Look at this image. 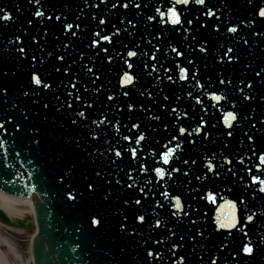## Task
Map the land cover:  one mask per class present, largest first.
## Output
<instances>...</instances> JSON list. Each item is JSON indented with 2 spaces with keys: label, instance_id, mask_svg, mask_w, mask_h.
Masks as SVG:
<instances>
[{
  "label": "water",
  "instance_id": "water-1",
  "mask_svg": "<svg viewBox=\"0 0 264 264\" xmlns=\"http://www.w3.org/2000/svg\"><path fill=\"white\" fill-rule=\"evenodd\" d=\"M172 7L179 24L168 14ZM261 8L264 0H0V68L9 71L0 77V191L33 199L25 200L36 211L34 264H180L181 257L183 264H264V192L253 183L254 176L264 180ZM36 10L45 16H34ZM247 94L253 98L245 100ZM172 168L179 171L169 177ZM173 197H180L179 210ZM234 218L233 227H220ZM12 220L0 208L3 223L35 226ZM245 245L251 254L243 253Z\"/></svg>",
  "mask_w": 264,
  "mask_h": 264
},
{
  "label": "snow or ice",
  "instance_id": "snow-or-ice-1",
  "mask_svg": "<svg viewBox=\"0 0 264 264\" xmlns=\"http://www.w3.org/2000/svg\"><path fill=\"white\" fill-rule=\"evenodd\" d=\"M36 2L39 3L40 0H36ZM189 2H190V0H176V3H177V4H179V3H183L184 5H188ZM192 2H193L194 4H196V5H204V4H205V0H192ZM115 6H116V5L114 4L113 7H115ZM127 6H128L127 4L124 5V7H127ZM157 11L159 12V15H160L161 17H163V16L165 15V13L162 12V11H160L159 9H157ZM168 14L173 18V19H172V22H173V23H176V24L181 23L180 18H179V14H178V12L176 11L175 7L169 8V9H168ZM207 15H208V16H213L214 13L211 11V9H209L208 12H207ZM258 15H259L260 17L264 18V8L259 9ZM34 16H36V17H38V18H43V17L45 16V13L42 12V11L36 10V11L34 12ZM3 19H6V20H7V19H10V17L7 16V15H5V16H3ZM47 19L51 20V19H52V15H48ZM55 19H56V20H60L61 17H60L59 15H57V16L55 17ZM150 19H152V18L150 17ZM29 23H31V21H30ZM100 23L103 24L104 21L101 20ZM187 23H188V24H191L192 21L189 20V21H187ZM77 27H79V26L77 25ZM66 28L71 29V28H72V25H67ZM186 30H187V29H186ZM228 30H229L230 32H233V33H235V32L237 31V29H236L235 27L229 28ZM72 34L75 35L76 33L73 32ZM17 39L19 40V37H17ZM33 39L35 40V37H34ZM103 39H104L105 41H110L111 37H109V36H104ZM96 43H97V41H95V40L92 41V45H93V46H95ZM245 43H247V42H245ZM64 47L67 48L68 45L65 44ZM17 51L20 52V53H24V52H25V49H24V47L21 46V47H19V48L17 49ZM105 51H107V49H105ZM172 51L176 52V54H177L178 56H179V55H182V53L179 52V51H178L177 49H175V48H173ZM200 51H206V48H205V47H201V48H200ZM232 52H233V49L229 48V49H227L226 53L224 54L225 56H228V62H231V61H232V57L229 55V54L232 53ZM51 55H52V54L49 53V56H51ZM127 55H128L129 57H134V56L137 55V53L134 52V51H129V52L127 53ZM153 58H154V57H153ZM56 59H58V60H60V61H63V60L65 59V57H64L63 55H57ZM110 59H111V58H109V60H110ZM237 59H238V57H237ZM32 60L35 61V60H36V57L33 56V57H32ZM126 63H127V62H126ZM131 67H132V65H131L130 63H128V68H131ZM55 71L59 72V71H60V68H56ZM68 71H69L68 68H65V69H64V72H65V73H67ZM89 71H92V69H89ZM186 71H187V70L184 69V68H181V69H180V73H181V75H182V78H183V74H184ZM8 75H9V71H8V70H4V69L0 68V77H7ZM261 75H262V73H261L260 71H257V72L255 73V76H256V77H261ZM95 79H99V76H96ZM168 79L171 80L172 77L169 76ZM31 80H32L33 83H35V84H37V85H39V84L41 83V80L39 79V77H38L35 73L32 74V76H31ZM123 80H124L125 83L130 84V83L133 82L134 77H133V75L130 74V73H125L124 76H123ZM224 82H225L224 80H220V83H221V84H223ZM229 83H231V81H229ZM43 87H44L45 89H48V88L51 87V85H49L48 83H44V84H43ZM73 87H75V85H73ZM247 87H248L249 89H252V88H253V84H252L251 82H249V83L247 84ZM0 88H2V86H0ZM6 91H7V89H3V92H6ZM0 94H2V93H0ZM22 95L25 96V97H27V96L29 95V92H28V91H24V92L22 93ZM125 95H127V93H125ZM150 95H151V94L149 93V96H150ZM212 98L215 99V100H217V101H220V100L222 99L221 96L216 95L215 93L212 94ZM252 98H253V97H252L251 94H247V95L244 96V99H245V100H250V99H252ZM76 99L79 100L80 97L77 96ZM107 99H108V100H112V99H114V97L110 95V96L107 97ZM164 99L167 100L168 97L165 96ZM43 107L47 108L48 105L45 104ZM69 107H71V105H69ZM131 109H132V106L129 105V110H131ZM172 111H175V109H172ZM78 115H79L80 117H83V116L85 115V113H84V112H79ZM226 116H227V119H228V120L235 121V120L237 119V114H236L235 112H233V111H229V112H227ZM25 119H27V116H25ZM156 119H159V117H156ZM76 123H77L76 120H72V124L75 125ZM205 123H206V122L202 119V120H201V125H200V127H198V128L196 129V131L199 132V131L203 128V126H204ZM227 126H228V127H231L232 125H231V124H228ZM3 127H4V125H3V124H0V129H3ZM16 127L18 128L19 126L17 125ZM132 127H133V128H137V127H139V126L136 125V124H134ZM252 127H253V128H256V125L253 124ZM261 128L264 129V121L261 122ZM179 131H180L181 134H184L186 130H185L183 127H181ZM189 135H191V133H189ZM226 135L229 136V137H231V136L233 135V133H232V131H228V132L226 133ZM144 138H145V137L141 134V135L139 136V138L137 139L136 143H140V141L143 140ZM125 139H129V138H128V137H125ZM173 139H175V137H174ZM248 140H249V141H252V140H253V136H252V135H249V136H248ZM177 147H179V145H177ZM171 151H173V150H172V149H169V152H171ZM132 153H133V156H135L136 150L133 149V150H132ZM115 155H116V156H120L121 153H120V152H116ZM260 161H261V163H264V154H261V156H260ZM228 162L230 163V161H228ZM164 163H165V164L168 163V155H167V154H165V156H164ZM184 163H187V161H184ZM192 163H195V161H192ZM208 170H209V171H213V170H214V166H213L211 163H209V165H208ZM156 171H157V173L161 176V178H163V173L160 171V169L157 168ZM176 171H179V169L172 168V169L169 171V173H168L169 177H171V173H172V172H176ZM95 175H96L97 177H100V176H101V173H100L99 171H97V172L95 173ZM184 175H187V173H184ZM217 175H219V173H217ZM197 179H199V177H197ZM257 182H259V183L262 185V186L259 188V191L264 192V180H260V181H258V178L254 176V177H253V183H257ZM117 183H119V181H117ZM128 187L131 188L132 185L129 184ZM88 190H89V191L94 190V187H93L92 184H89V185H88ZM141 192H143V189H141ZM107 198H108V196H105V199H107ZM73 199H74V197H73ZM173 200H174V202H175L174 206L176 207L177 210H179V209L182 207L180 197H173ZM127 203H128V201H125V204H127ZM140 203H141V201H140L139 199L135 201V204H137V205H139ZM241 203H243V201H241ZM233 207H235V205H233ZM124 219H125V221H126V220H127V217H125ZM144 219H145V218H144V216H142V215H138V216L136 217V220H137L138 223H143V222H144ZM247 220H248V221H251V220H252V216H248V217H247ZM99 223H100V221H99L98 219H96V218L91 219V224H92L93 226H98ZM192 223L195 224L196 222L193 220ZM234 224H235V218H234L233 224H229V225H227V226H225L224 224H221L220 227H229V228H231V227L234 226ZM159 226H160V221L157 220L155 227H159ZM120 228H121V231H125V224H124V223H121ZM129 235L132 236V235H134V234H133V233H129ZM197 235L202 236L203 233H199V232H198ZM180 239H181V241H182V240H183V237H180ZM193 239H195V238H193ZM173 247L175 248V247H177V245L174 244ZM222 247H226V245H223ZM242 251H243L244 254H251L252 251H253V249H252V247H250V246H248V245H245V246L243 247ZM147 255H148V256H153V252L149 251V252L147 253ZM157 256H159V254H157ZM180 264H183V257L180 258ZM212 264H216V261L213 260V261H212Z\"/></svg>",
  "mask_w": 264,
  "mask_h": 264
},
{
  "label": "rangeland",
  "instance_id": "rangeland-1",
  "mask_svg": "<svg viewBox=\"0 0 264 264\" xmlns=\"http://www.w3.org/2000/svg\"><path fill=\"white\" fill-rule=\"evenodd\" d=\"M28 217L31 216L26 215L20 219H27ZM0 229L1 235L6 240L5 245L0 248V264H30V237L33 230L11 228L6 225Z\"/></svg>",
  "mask_w": 264,
  "mask_h": 264
},
{
  "label": "bare ground",
  "instance_id": "bare-ground-1",
  "mask_svg": "<svg viewBox=\"0 0 264 264\" xmlns=\"http://www.w3.org/2000/svg\"><path fill=\"white\" fill-rule=\"evenodd\" d=\"M0 208H3L4 212L10 219H16L18 217L24 218L26 215H30L34 218V205L32 202H26L25 199H15L13 196H7L4 193H0ZM0 228L4 226L0 222ZM1 231V229H0ZM6 240L0 233V248L2 245H5ZM29 263L32 264L31 258Z\"/></svg>",
  "mask_w": 264,
  "mask_h": 264
}]
</instances>
